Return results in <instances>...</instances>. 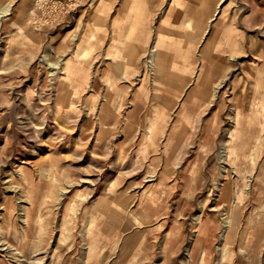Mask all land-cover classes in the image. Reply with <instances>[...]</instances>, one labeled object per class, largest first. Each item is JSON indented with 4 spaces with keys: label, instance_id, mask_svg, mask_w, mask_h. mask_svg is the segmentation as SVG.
Instances as JSON below:
<instances>
[{
    "label": "rangeland",
    "instance_id": "rangeland-1",
    "mask_svg": "<svg viewBox=\"0 0 264 264\" xmlns=\"http://www.w3.org/2000/svg\"><path fill=\"white\" fill-rule=\"evenodd\" d=\"M112 1L115 28L137 20L136 2L156 4L159 16L169 9L175 17L184 8L189 31L194 22L204 20L210 28L211 18H225L232 37L223 42L230 45L224 48L229 65L214 95L227 88L230 95L234 86L250 94L253 84H264V0ZM98 2L0 0V264H264V248H249L238 228L251 202L216 200L232 168L207 166L216 178L201 187L197 153L190 150L189 158L134 151L132 140L126 145L118 120L126 111L119 104L124 82L98 79L111 63L101 55L93 62L91 37L83 21L76 23L88 16V4ZM214 45L212 68L220 69L219 43ZM145 46L135 77L146 72L156 85L144 84L136 95L141 100L153 89L151 100H175L181 80L172 74L161 81V59ZM42 54L51 65L61 60L64 73L52 74ZM91 65H99L97 71L88 72ZM194 101L187 102L191 110ZM161 107L151 104L154 111ZM249 183L245 191L238 186L240 196ZM204 205L237 228L205 234L199 228Z\"/></svg>",
    "mask_w": 264,
    "mask_h": 264
},
{
    "label": "crops",
    "instance_id": "crops-1",
    "mask_svg": "<svg viewBox=\"0 0 264 264\" xmlns=\"http://www.w3.org/2000/svg\"><path fill=\"white\" fill-rule=\"evenodd\" d=\"M111 1L99 0L96 6L88 4V16L78 18L76 23L78 25L83 21L85 32L91 37L88 47L90 51H96L93 53V62L98 61L97 57L101 55L111 63L102 65L104 67L98 79L108 85L124 82L126 92L119 104L126 106V111L118 115V120L122 122L119 132L127 139L126 145L132 140L130 145L135 147L134 151L183 152L189 158L190 150L197 153L201 187L207 188V180L216 178V175L209 177L207 166L210 165L214 170L232 168V174L227 171L224 174L216 200L223 198L226 201L229 197V200L245 201L247 205L251 202L245 212H241L243 224L238 228H244L245 242L249 248H264V84H257L256 87L253 84L248 95L245 87L238 91L236 86L232 87L230 95H227L228 88L221 95H214L215 84L222 79L229 65L224 48L230 45L223 44L229 38L232 39L226 30L227 20L221 16L211 18L210 28L205 27L204 20L194 22L190 32L188 26L191 19L182 11L184 8L175 17L168 15L169 9L159 16L156 4L136 2L137 20L127 23L123 28H115L118 17H110L114 2ZM119 8L117 6V11ZM132 32L134 36H128ZM234 35L233 39L236 40V30ZM231 39L230 43H234ZM217 42L219 45L215 50H218V58H221L223 65L220 69L212 68L211 61ZM147 43L152 45L161 59L158 65L160 80L169 79L172 74L181 80L175 100L164 104L151 100L153 89H149L148 96L141 100L136 95L144 88V84L156 85V80L150 81L146 72L139 79L135 77V63L141 58ZM237 46L238 43L235 48ZM98 67L91 65L88 72L97 71ZM192 99H195L193 104L196 107L191 110L187 102ZM151 104L162 107L154 111ZM138 105L142 107L138 108ZM233 119L235 124H239L240 132H233L236 131V126L232 127ZM158 167L163 170L165 164ZM250 179V190L245 192V196H240L238 190L249 186ZM233 186L237 193H232ZM216 211V208L206 211L204 205L199 214V228H206L203 230L205 234L218 228H237L236 225H230L231 220L227 225L226 220L218 218Z\"/></svg>",
    "mask_w": 264,
    "mask_h": 264
},
{
    "label": "bare ground",
    "instance_id": "bare-ground-1",
    "mask_svg": "<svg viewBox=\"0 0 264 264\" xmlns=\"http://www.w3.org/2000/svg\"><path fill=\"white\" fill-rule=\"evenodd\" d=\"M8 10H9V8L7 7L5 10H3L2 11V13H1V15H4V14H7L8 13ZM41 59H43V60H46L47 61V63L49 62V56L47 55V54H42V58ZM46 63V62H45ZM50 64V62L48 63V65ZM52 64V63H51ZM50 64V66H52V69H53V73L52 74H54L55 76H56V74H58V73H64V71L62 70V65H63V63H62V61L61 60H59V61H57V62H55V63H53V65H51ZM259 123V122H258ZM255 125V124H254ZM252 147V146H251ZM20 170V169H19ZM225 223H227V225L229 224V220L227 219L226 221H225ZM226 237V236H225Z\"/></svg>",
    "mask_w": 264,
    "mask_h": 264
}]
</instances>
